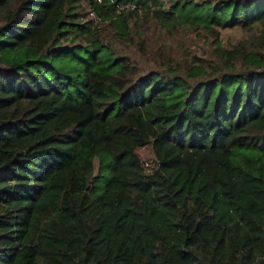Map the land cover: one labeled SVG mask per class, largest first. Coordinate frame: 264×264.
Returning a JSON list of instances; mask_svg holds the SVG:
<instances>
[{"label": "trees", "instance_id": "trees-1", "mask_svg": "<svg viewBox=\"0 0 264 264\" xmlns=\"http://www.w3.org/2000/svg\"><path fill=\"white\" fill-rule=\"evenodd\" d=\"M0 264H264V0H0Z\"/></svg>", "mask_w": 264, "mask_h": 264}, {"label": "rangeland", "instance_id": "rangeland-1", "mask_svg": "<svg viewBox=\"0 0 264 264\" xmlns=\"http://www.w3.org/2000/svg\"><path fill=\"white\" fill-rule=\"evenodd\" d=\"M241 35V30H236V29H227L222 31V38L224 41H235L237 38H239ZM141 154L144 160V167L147 170H151L154 163H155V156L153 153V148L152 145H146L141 149Z\"/></svg>", "mask_w": 264, "mask_h": 264}, {"label": "built area", "instance_id": "built-area-1", "mask_svg": "<svg viewBox=\"0 0 264 264\" xmlns=\"http://www.w3.org/2000/svg\"><path fill=\"white\" fill-rule=\"evenodd\" d=\"M137 6H136V4H134V3H129V4H126V3H118V11L120 12V11H123V10H125V9H127V8H136ZM92 15H94L93 13H92Z\"/></svg>", "mask_w": 264, "mask_h": 264}]
</instances>
